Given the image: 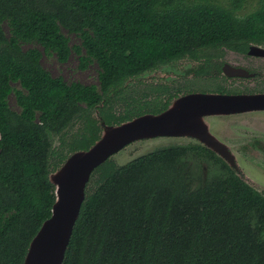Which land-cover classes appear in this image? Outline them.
<instances>
[{
	"label": "trees",
	"instance_id": "obj_1",
	"mask_svg": "<svg viewBox=\"0 0 264 264\" xmlns=\"http://www.w3.org/2000/svg\"><path fill=\"white\" fill-rule=\"evenodd\" d=\"M243 4L0 0V264H23L52 215L50 173L89 149L103 124L158 114L191 91L140 92L142 75L190 58L204 60L197 75L209 76L221 54L206 50L245 53L264 43V0L240 15ZM31 43L42 50L24 48ZM73 51L83 68L98 64V85L68 83L42 64L44 54L66 62ZM12 93L19 110L10 106ZM190 155L212 159L218 173L192 187ZM85 191L62 264H264V191L209 148L170 145L124 165L110 158Z\"/></svg>",
	"mask_w": 264,
	"mask_h": 264
},
{
	"label": "water",
	"instance_id": "obj_2",
	"mask_svg": "<svg viewBox=\"0 0 264 264\" xmlns=\"http://www.w3.org/2000/svg\"><path fill=\"white\" fill-rule=\"evenodd\" d=\"M249 53L262 55L264 49L252 44ZM224 71L228 76L243 75V70L229 63L225 64ZM259 109H264V94L191 92L174 98L167 109L158 114L147 113L117 125L103 124L100 138L89 149L75 151L50 173L56 188L52 215L31 241L23 264L63 263L92 172L135 141L165 136L187 138L214 151L242 177L236 155L219 138L223 135L218 132L223 131L226 124L220 118H230V114L233 118L238 114L245 116L247 111ZM214 119L218 121L215 123ZM217 122H221V127H216Z\"/></svg>",
	"mask_w": 264,
	"mask_h": 264
},
{
	"label": "rangeland",
	"instance_id": "obj_3",
	"mask_svg": "<svg viewBox=\"0 0 264 264\" xmlns=\"http://www.w3.org/2000/svg\"><path fill=\"white\" fill-rule=\"evenodd\" d=\"M227 4L229 1L226 2ZM259 3V0H244L242 8L238 11L240 15H245L254 9ZM7 29V26H6ZM70 42L72 45H80V38L74 34L69 35ZM38 47L42 50V46L35 43L24 44V48ZM205 52L211 54H221L226 52L223 49H209ZM43 66L51 72L53 76H61L68 83L79 81L84 84H99L98 72L99 67L96 62H90L86 68L80 65V59L75 51L72 52L69 59L66 62H60L55 54L46 55L42 57ZM205 64L204 60H192L190 58H183L181 60L171 62L167 65L161 66L153 71L142 75L138 79L137 90L140 92H151L154 88L158 86H169L174 88H191V92H208L215 87V83L211 81L214 79L213 76L197 75L198 69L203 67ZM183 94V93H182ZM181 95V94H180ZM9 103L12 109L19 110L16 103L15 94L12 93L9 97ZM243 114H238L234 116L245 121V116ZM235 122V121H234ZM234 130L243 131V125L233 126ZM211 131L212 128H210ZM216 133V131H215ZM222 134V131L218 132ZM227 135L220 136L224 140L230 150L236 155L238 163L241 169V176L243 179L248 180L250 184L254 185L258 189L264 191V153L263 151H249L251 154H247L245 151L236 150L241 148L246 140L242 135H235L229 131H224L223 134ZM234 134V135H233ZM260 136V135H255ZM195 144V142L189 141L187 138H177V137H158L150 138L146 140H138L130 145L126 146L119 153L114 155L113 159L117 164L124 165L129 161L135 159L136 157L143 155L147 152H151L158 148L170 146V145H186ZM58 144L57 137L54 138L53 145ZM190 166L193 170V181L192 187H196L202 182L204 177H211L218 173L219 164L210 162L209 164L204 163L203 159L198 158L195 155L189 156ZM206 164V165H204ZM215 165V166H214Z\"/></svg>",
	"mask_w": 264,
	"mask_h": 264
},
{
	"label": "flooded vegetation",
	"instance_id": "obj_4",
	"mask_svg": "<svg viewBox=\"0 0 264 264\" xmlns=\"http://www.w3.org/2000/svg\"><path fill=\"white\" fill-rule=\"evenodd\" d=\"M251 45L252 44L249 45V48L245 53H240L231 49H224L226 52L221 53L220 58L212 59L214 63H218L220 65V69L218 70L215 66V69L212 70L211 75L214 77V79H211V81L215 83V87L212 89V91L208 92L249 95L264 94V53H262V55L250 54L249 50ZM254 45H258L264 49V43ZM226 63H229L236 69L243 70V75L228 76L224 71ZM219 87H221L222 91L216 90ZM230 115V118H220L224 119L226 122L224 130L222 131V135H227V133L223 134L225 130L235 133V135H242L246 142L243 143L241 148H237L236 150L245 151L247 154L249 151L253 152L256 150L263 151L264 153V109L247 111L244 119L245 121L241 120L239 117L233 118L232 114ZM216 121L218 120L214 119L215 123ZM239 124L243 125V131L233 129V126L237 127ZM221 125V122H217L216 127H221ZM224 139L226 138L224 137ZM186 145H195L208 148L198 142L195 144L190 143ZM197 157L203 159L204 163L206 164H209L210 162L215 163L212 159L209 160L200 156ZM187 160L190 162L189 157Z\"/></svg>",
	"mask_w": 264,
	"mask_h": 264
}]
</instances>
